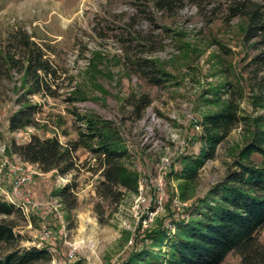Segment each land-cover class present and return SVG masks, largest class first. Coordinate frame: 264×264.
<instances>
[{"label":"rangeland","instance_id":"obj_1","mask_svg":"<svg viewBox=\"0 0 264 264\" xmlns=\"http://www.w3.org/2000/svg\"><path fill=\"white\" fill-rule=\"evenodd\" d=\"M218 1L224 0H184L170 11L153 0H0L2 54L19 50L13 46L15 33L28 34L54 71L48 87L34 91L21 63L0 62V197L39 202L27 205L25 218H18L21 246L49 248L50 264H125L149 245L147 234L158 219L189 215L185 207L223 180L243 145L242 123L217 145L195 182L176 175L179 156L200 153L204 114L231 98L241 115L262 111L250 98L249 81L257 79L249 76L248 64L256 50L244 39L245 20L226 21L223 6L211 11ZM143 59L166 73L162 84L143 76L136 64ZM235 88L241 90L231 96ZM143 93L153 102L135 118L125 99ZM30 104L37 107L35 123L11 130V116ZM88 114L114 121L133 153L126 165L138 174V191H126L120 201L98 193L101 168L84 146L65 174L43 171L13 151V142H26L32 134L70 144L85 128L80 117ZM16 166L30 178L19 194L12 186ZM65 185L71 187V204L59 194ZM142 188L146 200H140ZM258 236L264 244V228ZM222 264H242L241 256L231 252Z\"/></svg>","mask_w":264,"mask_h":264},{"label":"trees","instance_id":"obj_2","mask_svg":"<svg viewBox=\"0 0 264 264\" xmlns=\"http://www.w3.org/2000/svg\"><path fill=\"white\" fill-rule=\"evenodd\" d=\"M156 6L174 10L184 0H153ZM201 1V0H200ZM223 9L226 21L240 17L245 20L244 39L256 51L251 56L249 76L253 91L251 103L262 111L254 116L241 115L234 100L229 99L222 108L204 114L202 146L197 155L179 156L178 177L189 182L198 178L199 168L206 160L215 157L217 145L240 123L244 124L245 139L223 180L215 184L208 195L197 198L188 207L189 215L158 219L157 226L148 234L149 245L133 252L125 264H222L231 252L240 254L242 264H264V244L258 232L264 228V0L218 1L215 12ZM19 48L14 54L0 51L4 64L18 65L24 69L26 79L34 91L47 88L54 73L44 50L28 34H14ZM15 54L19 56L16 59ZM142 74L151 84L160 85L166 73L159 72L153 60H139ZM252 74V75H251ZM241 89H233L231 96ZM126 104L132 107V116L142 117L153 102L149 94H131ZM36 105H26L10 118L11 130L35 123ZM85 128L70 144H63L56 136L32 134L28 141L13 142L12 148L23 161L35 163L43 171L56 170L60 174L75 167V151L88 148L101 168L98 193L109 202L120 201L126 191H138V174L126 163L133 153L123 143L120 127L112 120L88 114L80 117ZM254 154L263 157L260 162ZM235 166V168H232ZM174 167V166H173ZM71 187L63 186L59 194L65 200L71 197ZM184 198V199H183ZM182 200L186 201V196ZM71 204V203H70ZM185 206V205H184ZM18 218H25L23 210L13 202L0 197V264H50L53 253L49 248L21 246V235L16 230ZM66 264H82L81 261Z\"/></svg>","mask_w":264,"mask_h":264},{"label":"built area","instance_id":"obj_3","mask_svg":"<svg viewBox=\"0 0 264 264\" xmlns=\"http://www.w3.org/2000/svg\"><path fill=\"white\" fill-rule=\"evenodd\" d=\"M25 169L23 166H16L13 168V173L15 174L14 176V180H13V193L14 194H19L20 191H21V187L29 182L30 178L29 176H26V173H25ZM139 196H140V200H146L147 199V195L144 194V190L143 188L139 191ZM31 198H26V200L24 201H17V202H14L16 205H18L22 210L23 212L26 213L28 207L27 205H31L33 208L34 207H38L39 206V202L37 201H34V200H30ZM28 203V204H27ZM30 203V204H29ZM44 236H49L50 235V231L48 229H44Z\"/></svg>","mask_w":264,"mask_h":264}]
</instances>
